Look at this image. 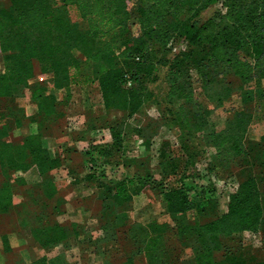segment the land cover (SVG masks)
Instances as JSON below:
<instances>
[{
	"label": "trees",
	"instance_id": "1",
	"mask_svg": "<svg viewBox=\"0 0 264 264\" xmlns=\"http://www.w3.org/2000/svg\"><path fill=\"white\" fill-rule=\"evenodd\" d=\"M7 1L8 6L0 5V110L3 109L0 164L6 174L0 184V215L15 204V196L25 183L20 176L12 181L10 172H26L36 166L45 195L52 199L58 192L56 173L72 167L70 150L64 155H52L46 135L28 132L18 144L6 139L12 128L22 129L27 121H50L53 125L65 116L57 108L56 94L44 85L35 90L34 116L27 115L22 106L4 103L34 79L36 62L41 73L54 78L56 89L98 81L104 109L123 111L131 118L153 98L149 85L164 77L169 87L167 102L177 106L176 112L170 109L169 116L161 114L178 130L177 152L181 163L173 162L175 175L186 168L188 159L196 171L204 153L200 146L190 144L192 134L196 133L191 130L188 111L197 108V103L193 92L180 85L183 73L195 68L205 92L220 85L213 95L207 94L217 105H222L232 90L225 79L226 73H233L242 85L264 79V0H140L134 16L136 31L132 35H128L132 24L130 0ZM215 5L221 8L204 21L196 22L204 10ZM72 7L78 12L79 20H73ZM178 41L181 48L169 56ZM81 56L93 63V74L78 72ZM128 63L133 64L131 68L126 67ZM244 98L245 102L255 101L253 111H234L226 119V127H212L202 133L204 144L216 150L206 165L207 173H212L217 160L235 157H239L238 164L251 170L230 190L226 212L199 224L183 218L178 221L179 239L194 249L196 264H264V258L257 260L249 256L243 247L225 245L219 249L213 245V239L220 235L251 232L262 235L264 247V200L258 182V176L264 178V134L254 138L249 133V124L264 118V88L255 92L246 90ZM200 107L194 110L195 115ZM184 108L188 111L184 112ZM207 112L210 115V110ZM118 122V119L109 120L112 132H116ZM144 144L145 148L150 147V141L145 140ZM124 147L117 133L111 143L90 145L86 152L93 162L92 171L72 180V187L80 196L86 199L100 195L105 201L104 210L114 206V219L124 218L122 223L116 221L109 226L106 223L109 228L130 223L131 220L125 219L129 217L128 211L117 209L148 184H155L135 175L110 180L104 185V174L93 168L99 162L102 165L109 162L115 153L129 167L134 159L124 155ZM169 157L174 161L175 155ZM252 168L260 171L255 173ZM183 174L175 179L174 187L161 191L166 211L175 219L196 206L190 192L193 187L186 185L187 177ZM147 227L149 236L143 254L148 264H171L173 252L165 239L169 224L154 219ZM32 234L48 250L67 245L78 236L79 229L75 226L69 231L64 224H50L37 214ZM3 238L8 243V236ZM103 249L105 264L134 263L133 256H124L119 261L111 258L120 250L116 239ZM49 263L44 257L31 264Z\"/></svg>",
	"mask_w": 264,
	"mask_h": 264
},
{
	"label": "rangeland",
	"instance_id": "2",
	"mask_svg": "<svg viewBox=\"0 0 264 264\" xmlns=\"http://www.w3.org/2000/svg\"><path fill=\"white\" fill-rule=\"evenodd\" d=\"M139 2L140 0H130L128 10L132 15V24L128 35L136 31L134 16ZM0 5L8 6L9 2L0 0ZM220 8V5H215L204 10L196 22L204 21ZM70 12L73 20H79L75 8L72 7ZM180 48L181 41H178L169 56L172 57ZM35 64L37 73L34 79H31L19 94L7 98L4 103L22 106L27 115L34 116L37 112L35 90L38 86L44 85L49 92L56 94L57 108L65 116L53 125L50 121H27L22 129L12 128L6 139L18 144L28 132L46 135V144L52 155H64L70 150L72 167L61 169L56 173L58 192L52 199L45 195V186L36 166H32L26 172H10L12 181L20 176L25 183L15 196V204L8 212L0 215V264H31L44 257L50 262L49 264H105L103 248L113 243L115 239L120 245V250L111 258L119 261L124 256H133V264H148L143 248L149 236L147 223L154 219L169 224L165 239L168 248L173 252L171 264H196L194 249L179 239L178 221L183 218L192 224H199L226 212L230 190L238 181L245 179L251 170L238 164L239 157H235L217 160L213 168L214 172L207 173L206 165L211 157L213 158L216 150L204 144L202 133L212 127L217 129L226 127V119L234 111H253L255 101L245 102V91L255 92L260 87L264 88V79H253L242 85L240 79L233 73H226L225 79L232 90L223 104L217 105L207 94L213 95L215 90H220V85L205 92L195 68L183 73L181 87L191 90L197 108L201 106L197 110V116L193 113L197 108L192 107L189 111L183 109L184 112L190 113L189 124L192 132L196 133V135L192 134L190 144L200 146L204 149V153L196 166V171L191 166L192 160L188 159L186 168L175 175L173 162L175 165L181 163L177 152L180 148L178 130L171 122L165 121L161 114L169 116L170 109L176 112L177 106L167 102L169 87L164 77L149 85L153 91V98H150L131 118L123 111L108 112L104 109L98 81L56 89L54 78L50 74L41 73L38 63ZM132 65L128 63L126 67L131 68ZM77 70L81 73L93 74V63L81 56ZM209 110L210 115L207 112ZM2 111L3 109L0 110V115ZM110 119L119 121L114 128L116 132L110 129ZM249 125V133H253L254 138L264 134V118L255 120ZM115 133L122 137L125 146L124 155L134 160H131L133 162L128 167L123 164V160L121 161L120 154L115 153L109 162L103 165L99 162L93 170L104 174L102 179L104 185H108L110 180L119 181L135 175L148 179V182L155 181V184L154 186L148 184L131 201L116 208L118 211L125 209L128 211L129 217L125 219L131 220L130 223L109 228L110 223L116 221L122 223L124 218L114 219V206L104 210L105 201L100 195H92L86 199L80 196L72 187V180L92 171L93 162L88 157L90 153L86 152L90 145L111 143ZM145 140L150 141L149 148H145ZM170 154L175 155L174 161L169 157ZM252 171L258 173L257 171L260 170ZM182 172L187 177L186 185L193 187L190 192L196 206L193 211H188L179 219H175L167 213L161 191L165 187H174L177 182L175 179ZM5 178L6 174L0 164V184ZM258 178L264 200V178L260 176ZM56 205L58 208H55ZM37 214L50 224H64L69 231L78 226V236L73 237L67 245L44 249L32 234V226L36 224ZM4 235L8 236V243L4 242ZM213 245L219 249H223L225 245L243 247L249 256L257 260L264 258L260 234L243 232L233 236L220 235L213 239Z\"/></svg>",
	"mask_w": 264,
	"mask_h": 264
}]
</instances>
